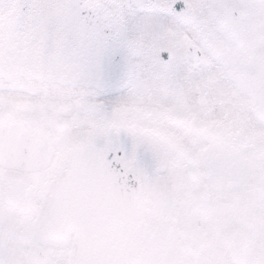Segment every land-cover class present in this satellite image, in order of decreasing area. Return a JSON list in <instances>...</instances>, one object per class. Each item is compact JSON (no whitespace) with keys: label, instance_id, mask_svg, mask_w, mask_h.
<instances>
[{"label":"snow or ice","instance_id":"1","mask_svg":"<svg viewBox=\"0 0 264 264\" xmlns=\"http://www.w3.org/2000/svg\"><path fill=\"white\" fill-rule=\"evenodd\" d=\"M0 264H264V0H0Z\"/></svg>","mask_w":264,"mask_h":264}]
</instances>
